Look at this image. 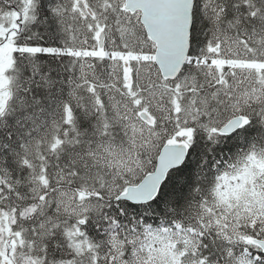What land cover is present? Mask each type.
Returning a JSON list of instances; mask_svg holds the SVG:
<instances>
[{"label": "snow or ice", "instance_id": "1", "mask_svg": "<svg viewBox=\"0 0 264 264\" xmlns=\"http://www.w3.org/2000/svg\"><path fill=\"white\" fill-rule=\"evenodd\" d=\"M0 264H264V0H0Z\"/></svg>", "mask_w": 264, "mask_h": 264}]
</instances>
